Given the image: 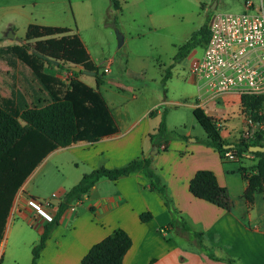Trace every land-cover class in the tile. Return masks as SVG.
I'll use <instances>...</instances> for the list:
<instances>
[{
  "label": "crops",
  "instance_id": "1",
  "mask_svg": "<svg viewBox=\"0 0 264 264\" xmlns=\"http://www.w3.org/2000/svg\"><path fill=\"white\" fill-rule=\"evenodd\" d=\"M50 1L0 0V32L4 34L0 46L12 44L5 33L11 28L15 36L18 20L24 22L25 30L30 24L67 27L45 21L43 14L49 8L44 4ZM28 5L32 7L31 10L27 8ZM39 5L41 7L36 10ZM67 28L70 34L80 38L89 54L79 33L71 27ZM90 59L93 62L91 56ZM107 64H111V60ZM188 71L190 81L197 89V93L190 94L194 99L192 108L200 107L207 115L216 118L220 122L218 127L223 139L230 143L237 141L247 127L246 117L241 110V97L227 94L215 100H200L197 81L190 66ZM95 89L99 91L98 87ZM105 101L118 131L97 141H77L65 147H57L49 152V157L67 153L92 170L99 166L119 167L130 160L152 156V166L166 185L174 207L194 230L203 233L205 244L213 247L216 256H230L240 264H264V183L262 188L253 192L252 198L244 196L251 176L245 167L253 161L258 162L260 157L248 154L241 161H224L213 147L197 138L191 139L189 132L183 133L187 139H173L166 150L157 148V153L151 155L154 145L147 135L158 126V123L154 124L151 120L149 113L154 111L151 108L161 102L178 103V100H162L142 111L124 108L114 111V105ZM208 105H212L216 115L220 116L208 113ZM260 112L264 114V102ZM158 113L159 110H155L152 115ZM235 114L242 121L240 124L234 122V129L231 127V130L237 131L238 137L232 136L231 130L226 127ZM203 138L205 136L200 139ZM261 158L264 159V155ZM241 167L246 169L244 173ZM200 169L211 170L218 183L227 188L232 202L231 209L195 197L189 191V181ZM148 182L147 176L140 171L117 180L100 178L82 201L73 204L63 213L59 224L49 234L37 264H81L82 257L90 247L115 228L125 230L132 242L123 257V264H227L223 260L209 258L198 249L194 239L181 234L177 229L170 227L165 230L172 218L171 214L162 196L149 189ZM25 189L24 183L8 204L0 199V264H5L4 258H7L6 264H30L31 250L39 240L42 225L53 213V204L60 200L49 205H42L36 200L34 203L30 198L32 194L26 193ZM60 190L59 194L62 195L64 189ZM142 212H150L151 218L141 221Z\"/></svg>",
  "mask_w": 264,
  "mask_h": 264
},
{
  "label": "trees",
  "instance_id": "2",
  "mask_svg": "<svg viewBox=\"0 0 264 264\" xmlns=\"http://www.w3.org/2000/svg\"><path fill=\"white\" fill-rule=\"evenodd\" d=\"M109 2L111 10L121 9L119 0H109ZM69 31L67 27L30 24L24 38L39 39L40 52L29 53L25 46L18 44L0 46V59L15 71L12 75L13 84L9 95L0 97V199L6 204L20 188L25 164H28L31 157L40 150L45 149L50 152L57 147H65L77 141L93 142L118 131L111 110L102 94L77 77V74L82 72L72 70L73 76L68 79V82H64L59 77L44 72L43 63L38 61L41 57L40 53L46 58L48 52L60 55L74 66L95 71L96 85L101 84L105 73L98 74L97 67L91 61L80 38L76 34H70ZM58 34L61 36L55 37ZM43 38L44 40H41ZM208 38L207 25L193 32L177 48L172 64L164 71L163 80L171 77V68L175 63L183 60L194 48L204 46ZM59 67L63 68L62 64ZM263 102L264 96L242 95L243 115L251 117L255 122L264 121V114L260 112ZM154 111L149 114L152 115ZM160 114L161 120L158 126L147 135L151 144L158 149L166 150L171 140L187 139V136L178 130L167 127L165 110H162ZM193 115L205 132V138L200 141L217 150L222 159L226 152L233 153L234 160L237 161H241L248 154L260 157L255 165L256 172L249 176V186L244 193L245 198H252L253 192L257 188H262L264 183V159L261 158L264 152L250 151L249 147L264 146V130L257 129L252 141L240 137L237 141L230 143L221 137L216 118L207 115L200 107L193 109ZM230 144L233 146L226 148ZM240 169L243 173L246 170L244 167ZM135 171H140L147 176L149 189L162 196L172 217L166 224L165 230L171 227L194 239L198 249L211 259L223 260L227 264H240L236 258L216 256L213 247L205 244L203 233L194 230L179 214L167 194V188L161 176L152 166V156L136 158L114 168L99 166L84 173L75 185L60 195L53 213L42 225L39 240L31 250L30 264H37L49 234L59 224L63 213L73 204L82 201L100 178L117 180ZM15 179L17 186L13 187L11 184ZM189 191L195 197L222 208L231 209L232 207L227 188L218 183L211 170H197L189 181ZM150 218V212L140 214L143 222ZM131 243V238L125 230L115 228L109 235L90 247L82 257L81 264H123V257Z\"/></svg>",
  "mask_w": 264,
  "mask_h": 264
},
{
  "label": "rangeland",
  "instance_id": "3",
  "mask_svg": "<svg viewBox=\"0 0 264 264\" xmlns=\"http://www.w3.org/2000/svg\"><path fill=\"white\" fill-rule=\"evenodd\" d=\"M119 2L121 9L113 11L110 9L109 0H51L44 4L49 10L46 9L43 17L47 23L65 25L79 33L98 74H105L103 82L98 86L94 76L78 73L77 77L95 88L98 87L108 103L114 105V111L121 108L142 111L162 100H178V103L161 102L151 108L159 110L158 114L151 115V120L154 124H159L160 113L165 110L169 129H177L182 134L189 132L191 139L200 140L205 132L193 115L194 99L190 94L197 93V89L190 81L188 70L191 62L200 57L203 46L194 48L183 60L175 63L172 76L165 81L164 71L172 64L177 48L200 27L209 26L212 14L243 12L242 0ZM40 7L41 5L35 9ZM27 8L31 10L32 7L28 5ZM25 31L24 22L18 20L14 39L10 42L25 46L29 53L40 52L39 39L26 40ZM117 31L122 34L123 41L124 36L126 37L121 46L118 45ZM59 36L61 35H55ZM3 41L4 34L0 32V42ZM40 56L38 61L43 63L44 72L55 75L64 82H68L73 76L72 70L66 67L74 65L62 56L49 52L47 58L41 53ZM108 60H111V64H107ZM60 64L63 68L59 67ZM14 74L15 71L0 59V97L9 95ZM207 111L220 116L216 115L212 105L207 106ZM234 122L240 124L241 117L235 114L226 127L231 130ZM233 129L232 136L238 137L237 131ZM48 154V151L42 149L31 157L24 166V176L20 184L21 187L25 183V191L32 194V201L36 200L42 205L56 203L60 199L61 188L68 190L80 180L84 172L90 171L67 153L52 157ZM256 164L257 161H253L245 168L253 174ZM27 178L29 180L25 182ZM16 183L15 179L11 186H17ZM57 204L53 206L56 207ZM7 262V258H4V263Z\"/></svg>",
  "mask_w": 264,
  "mask_h": 264
},
{
  "label": "built area",
  "instance_id": "4",
  "mask_svg": "<svg viewBox=\"0 0 264 264\" xmlns=\"http://www.w3.org/2000/svg\"><path fill=\"white\" fill-rule=\"evenodd\" d=\"M242 3L243 12L212 14L208 41L190 64L200 100L227 94L264 96V0ZM246 126L241 137L252 141L257 129L264 130V121L248 116ZM234 159L233 153L224 154V160Z\"/></svg>",
  "mask_w": 264,
  "mask_h": 264
},
{
  "label": "water",
  "instance_id": "5",
  "mask_svg": "<svg viewBox=\"0 0 264 264\" xmlns=\"http://www.w3.org/2000/svg\"><path fill=\"white\" fill-rule=\"evenodd\" d=\"M216 2H214V6H215ZM117 34V40H118V45L121 46L123 43V36L121 33H119L118 31L116 32ZM5 37L8 39H14V32L11 28H8L6 33H5ZM57 65V63H56ZM71 70L76 71V72H82L84 74L90 75V76H94L95 75V71L93 70H86L83 69L81 66H71L70 67ZM233 146L232 144L227 145L226 148H229ZM250 151H259V152H264V146L261 145H252L249 147ZM157 153V147L153 146V150L150 152L151 155H154Z\"/></svg>",
  "mask_w": 264,
  "mask_h": 264
}]
</instances>
